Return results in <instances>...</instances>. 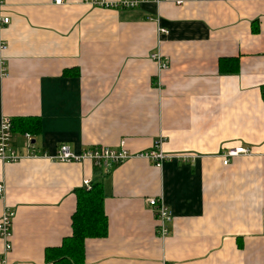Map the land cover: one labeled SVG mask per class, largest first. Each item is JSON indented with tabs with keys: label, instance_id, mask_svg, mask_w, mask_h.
I'll list each match as a JSON object with an SVG mask.
<instances>
[{
	"label": "crops",
	"instance_id": "obj_1",
	"mask_svg": "<svg viewBox=\"0 0 264 264\" xmlns=\"http://www.w3.org/2000/svg\"><path fill=\"white\" fill-rule=\"evenodd\" d=\"M3 12L0 123L42 118L39 155L0 159V217L15 212L9 264H56L46 250L73 233L87 177L103 178L108 233L86 237L85 264H264V0H5ZM123 138L134 153L164 138L170 156L105 171L42 154ZM239 143L252 152L225 163ZM13 144L27 149V137L14 132ZM160 195L173 213L167 235L148 203ZM4 248L0 237V264Z\"/></svg>",
	"mask_w": 264,
	"mask_h": 264
},
{
	"label": "built area",
	"instance_id": "obj_2",
	"mask_svg": "<svg viewBox=\"0 0 264 264\" xmlns=\"http://www.w3.org/2000/svg\"><path fill=\"white\" fill-rule=\"evenodd\" d=\"M66 0H54L55 3H64ZM96 5L112 6L117 8H136L147 0H89ZM160 2V0H153ZM5 0H0V66L3 75L7 72L6 59L3 51L7 48V42L1 38L2 29L10 23L11 17L3 12ZM160 33H167L169 30L166 27H159ZM152 56L158 60L161 67L165 68L169 66V59L163 56L160 50L154 52ZM27 137V149H21L13 144V122L12 117L4 116L0 123V159L4 161H17L27 156H37L41 152L34 148L33 134L29 131L24 133ZM164 138L155 142L154 146L139 151L133 152L126 146V139L123 138L120 141L119 146H108L95 144L83 149L80 153H77L71 149L67 143H61L57 146L56 151L53 153L43 152V155L51 158L52 160L59 161H85L92 160L93 163L105 171H109L114 165L124 161L125 159L133 155H142L150 159L154 164L162 166L164 160L168 158V155L161 146ZM252 148L239 143L235 146L226 148L223 151L224 162L228 163L232 157L251 153ZM84 185L87 189H91L93 180L90 177L85 178ZM5 191V184L0 182V193ZM148 203L152 210L155 212L158 219V232L160 235H167L170 233L169 223L172 220V210L168 203L165 201L162 195L149 197ZM15 212L10 209H5L0 217V237L5 241V248L1 256L3 264L8 263V255L13 248L12 243V222Z\"/></svg>",
	"mask_w": 264,
	"mask_h": 264
},
{
	"label": "trees",
	"instance_id": "obj_3",
	"mask_svg": "<svg viewBox=\"0 0 264 264\" xmlns=\"http://www.w3.org/2000/svg\"><path fill=\"white\" fill-rule=\"evenodd\" d=\"M264 97V85L262 86ZM13 131L38 134L42 128L39 115L12 116ZM103 178L93 180L91 189L85 185L77 192V208L72 215L73 233L61 245L48 247L46 257L56 264H85V239L108 233V216L105 211Z\"/></svg>",
	"mask_w": 264,
	"mask_h": 264
},
{
	"label": "water",
	"instance_id": "obj_4",
	"mask_svg": "<svg viewBox=\"0 0 264 264\" xmlns=\"http://www.w3.org/2000/svg\"><path fill=\"white\" fill-rule=\"evenodd\" d=\"M34 141V140H33Z\"/></svg>",
	"mask_w": 264,
	"mask_h": 264
}]
</instances>
